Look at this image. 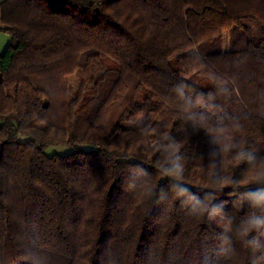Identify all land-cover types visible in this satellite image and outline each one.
I'll use <instances>...</instances> for the list:
<instances>
[{"label": "trees", "instance_id": "16d2710c", "mask_svg": "<svg viewBox=\"0 0 264 264\" xmlns=\"http://www.w3.org/2000/svg\"><path fill=\"white\" fill-rule=\"evenodd\" d=\"M0 8V264H264V0Z\"/></svg>", "mask_w": 264, "mask_h": 264}, {"label": "crops", "instance_id": "0c3cea01", "mask_svg": "<svg viewBox=\"0 0 264 264\" xmlns=\"http://www.w3.org/2000/svg\"><path fill=\"white\" fill-rule=\"evenodd\" d=\"M1 14L2 10L0 8V52L7 47L9 43L8 41L10 40V35L2 29L4 27V23Z\"/></svg>", "mask_w": 264, "mask_h": 264}, {"label": "rangeland", "instance_id": "374dc122", "mask_svg": "<svg viewBox=\"0 0 264 264\" xmlns=\"http://www.w3.org/2000/svg\"><path fill=\"white\" fill-rule=\"evenodd\" d=\"M5 49H3L0 53L4 52ZM65 150L66 149L64 147L51 146V147H49L48 152L52 153L54 151H65ZM200 150H201V152L199 153V156L197 157V162H199V163L202 162V159H203L202 149H200Z\"/></svg>", "mask_w": 264, "mask_h": 264}, {"label": "clouds", "instance_id": "9594fccd", "mask_svg": "<svg viewBox=\"0 0 264 264\" xmlns=\"http://www.w3.org/2000/svg\"><path fill=\"white\" fill-rule=\"evenodd\" d=\"M251 198L253 200H255L257 203H259V201L261 199H264V196H260L259 194H252ZM252 223H254V224H260V223H264V221L254 220Z\"/></svg>", "mask_w": 264, "mask_h": 264}]
</instances>
